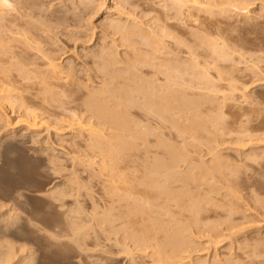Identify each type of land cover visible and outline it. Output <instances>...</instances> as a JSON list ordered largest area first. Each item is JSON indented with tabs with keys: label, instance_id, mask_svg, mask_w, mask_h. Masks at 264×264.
Wrapping results in <instances>:
<instances>
[{
	"label": "bare ground",
	"instance_id": "bare-ground-1",
	"mask_svg": "<svg viewBox=\"0 0 264 264\" xmlns=\"http://www.w3.org/2000/svg\"><path fill=\"white\" fill-rule=\"evenodd\" d=\"M11 1L14 2V7L13 4L10 7ZM46 1L49 2V0ZM46 1L0 0V10L2 8L1 12L5 10V14L2 13L4 16L0 12V264H264V233L247 232L252 227L247 226L252 224L250 217L244 210L246 206L244 207L236 200L238 198L236 193L241 192L231 184L233 178L229 179L232 176L229 174H232L230 172L236 168L234 164L237 163L233 161L232 164L231 160L229 162L228 158L231 157L229 156L227 160V156L224 157L221 152L222 156L218 151L219 148L215 149L216 146L220 147L219 145L207 147L208 152L212 151L213 157L211 153L210 159L211 157L212 159L205 163L204 157H201L204 151L197 148L199 145L195 146L197 143L193 145L197 148L195 150L200 149L199 153L194 151L193 147V150L188 148L191 152H185V149H180L183 146L170 147L176 140L169 139L171 135L169 132L168 138H165L169 139V142L173 141L172 143L160 139V136H164L162 131L166 122L170 125V121L173 129L179 133L178 137L175 134L171 135L172 139L173 137L182 139L194 129H188L194 124L191 123L192 125L188 126L190 124L188 123L186 128L184 125L182 127L180 122L189 120L192 122L194 118L196 120L197 114H203L202 109L201 113H198L203 104L221 100L225 104L216 101V105L218 103L220 106L226 105L228 102L225 101L230 99L228 97L236 94L235 92V94H229L230 91L238 90L237 86H240V83L246 86H243L245 89L242 87L240 92L242 89L249 91L250 86L252 88L253 85L258 86L255 92L258 94L259 101L255 99L258 104L255 103L254 98H251L255 88L250 90L253 94L248 93V97L251 96L250 99L246 94L244 95L246 99H242L246 102L243 104L247 105L246 107L242 105L243 109L252 108L253 110H246L247 113L245 111L244 114L240 108L243 111L242 114L239 110L237 114L231 113L233 118L241 115L244 116L243 121L247 120V125H244L243 121V124L238 123V125L247 126L243 127V130L244 128L246 130L242 132L258 134L256 137L247 134L248 141L245 145L250 144L248 145L250 149L246 150V157L244 156L245 169L239 167V170L243 169L245 175L241 170L240 172L236 169L238 172L235 171L232 181L238 178L237 181H240L241 177L245 179L246 181L242 182L247 184L248 189L243 183L244 186L240 184L241 181L238 183L240 185H234L238 187V190L242 188V185L249 191L248 193H252L257 188L258 195L256 191L249 195L256 198L258 196L259 200H253H258L260 204L257 209L261 210L259 215H262L264 225V66H261L260 60H258L259 66L256 65L257 62L255 65L251 62L249 67L253 64V69L250 68L253 71H249L250 75H247L245 70L247 66H244V71L241 68L237 69L242 59L236 64L235 59L232 61L235 53L230 54V48H226L228 52L224 50L225 48L222 49L225 43L229 42L228 40L219 48L221 45L217 41H211L214 37H211V40L209 38V33L215 27L212 25L217 26L218 19H214L217 10L222 15L232 10L234 12L237 10L236 13L239 11L245 13L246 8L250 9L249 7H254L256 3L260 2L262 5L264 2L261 0H113L116 12L111 14L114 15L113 17L118 16L117 20L109 17L111 22L107 21L109 24L103 27L105 30L98 44L89 50L83 46V51L80 50L81 53L79 52L78 57L74 58L69 53H76L74 50L76 45L73 46L75 53L73 50L57 49L58 42L63 41L60 38L66 36L65 40L69 37L66 41L70 40L72 43L76 36L68 32L69 27L74 22L78 24L79 29L83 25L82 22L85 21L84 24H87V18L81 15L85 13L80 12H85L92 6L103 8L107 0H58L62 2V4L60 2L62 9L58 6L57 9L61 10L60 12L56 10V13L51 12L53 8L47 7ZM48 2L47 5L51 3ZM15 3L19 9H15ZM51 4L54 6L53 2ZM4 7H7V10ZM259 7L261 8L260 5ZM112 8V10L115 9L114 6ZM98 10L95 9V13ZM260 10L261 13L255 15L256 19L257 16L264 17V11ZM6 12L13 16L10 18ZM14 12H17L16 15ZM252 12H250L251 15ZM231 13L233 15V11ZM246 13L243 14L244 18L245 16L248 18ZM70 15L73 17L71 25L68 24L72 20ZM75 17L79 23L74 21ZM252 17L254 18L253 15ZM249 18L247 23L254 20L255 23L253 21L252 25L255 29L258 19L256 24L255 18L250 20ZM213 21L216 22L213 23ZM259 21L264 22L262 19ZM233 23L231 26L234 27L233 32H235L236 27ZM220 25L222 27L223 22ZM74 26L73 28L78 29ZM247 26L245 27L250 28L252 35L260 27L257 26V30L253 32L251 26ZM59 29L63 31L59 32ZM220 29L222 28H219L221 35L223 30ZM96 30L98 31V27ZM83 31L80 32L83 33ZM59 33L63 37H60L58 41ZM94 33H89L91 38H93L92 34L95 35ZM257 33L260 34L259 31ZM263 33L261 35H264ZM232 34L231 32V37ZM80 35L83 36V34ZM244 37L246 40V36ZM228 39L231 40V38ZM243 39L237 38L238 41H244ZM91 41H89L90 44ZM232 41L233 39L231 44ZM234 42V45L230 47L238 50L240 46L236 43V38ZM245 42L240 43L242 48ZM249 43L247 41L248 46L245 43L244 49L246 52L248 50L249 54L256 53L254 55L256 59V55L260 56V51L262 52L260 47H264L263 42L257 44L260 45L259 47L253 45V40L251 48L259 47L258 50L254 48L257 52L249 50L251 45ZM60 45L61 48L65 47ZM234 49L233 51L236 52ZM239 51L240 49L237 51L238 54L236 53L238 56ZM242 52L246 53L244 50ZM252 55L246 53V57L251 56L250 59H253ZM63 56L65 57L62 58ZM246 57L244 54V58ZM220 59L226 63L231 61L232 63L226 64L229 66L236 64L233 65L236 71L231 66L227 67L232 69V72H237L235 77H241L240 80L233 78L235 72L232 74L225 65H222ZM261 62L264 63V59ZM212 64L216 66L215 69ZM210 65L214 74H216L215 71L218 72L219 67L221 68L217 77H214L218 82L209 77L211 76ZM240 65L243 68V64ZM201 68L203 72H200ZM238 73L244 75L237 76ZM245 75H247L246 78ZM247 77H249L248 80ZM242 78L245 81L243 79V82L238 85L237 82ZM220 89L224 93L229 91L228 97L222 94ZM202 91H210L209 95L215 93L216 96L211 95L212 98L208 99L210 96ZM240 94H244V91ZM74 96L76 97L73 98ZM244 97L241 95L239 98ZM224 105L221 108H224ZM252 105L255 107L253 108ZM191 107L194 108L191 109ZM229 109L232 108L229 107ZM212 111L213 115L227 113L219 110L216 114ZM211 113L206 119L203 118L206 116L204 115L203 121L197 117L199 120L194 125L196 128L191 132L192 134L196 131L193 134L197 135L196 139L201 140L203 136L200 133L203 132L202 135H205L204 131H208V134L211 132L213 134L211 137L215 139L217 135L215 133L219 134L221 131L217 132V126L214 127L217 128L214 133L207 128L209 125L206 124L212 120L211 117L214 119ZM14 114L15 118L10 117ZM245 116L248 117L245 118ZM242 119L238 117L234 121L241 122ZM220 122L225 123L221 120ZM15 123L22 126L18 129L16 127L18 125L15 126L16 129L11 128ZM45 126L47 128L42 130L41 128ZM44 131L48 136L43 133ZM41 134L46 136V141L39 140ZM53 134L58 138H65L66 141L67 135L72 137V140H69L72 145L71 142L68 143L69 141L67 145L65 139L60 140L64 141L66 147L72 146L71 149L67 148L68 151H72L61 157L59 152L60 155H56L50 138L53 136L55 139L56 136ZM228 134L230 135V132ZM151 137H158V141L156 138L151 140ZM47 139H51L52 146L48 144ZM220 139L216 138V144ZM238 139L240 137L235 140ZM243 139L240 140L243 142ZM208 140L210 142V138ZM224 140L220 143L225 142ZM165 141L170 145H164ZM201 141L205 140L202 138ZM179 142L177 140V144ZM184 142L187 141L183 140ZM254 143L256 147L253 146ZM152 144H154L153 148ZM139 146L142 147L139 148ZM225 146L223 145V148ZM242 146L244 145H240V148L245 152L246 147L242 148ZM80 148H83L84 154ZM200 151L199 156L204 162L200 158L195 159L198 158L196 153L200 154ZM236 156L239 155L235 154ZM81 157L82 159L89 157V160L100 158L101 162L87 163ZM238 159L240 158L237 157ZM84 162L87 167L89 164L87 171L92 169V172L84 169L86 168ZM93 164L94 168H91ZM95 164L100 166L99 168L103 166L102 169L94 170ZM84 172L88 173L87 177L92 180V184H94L93 181L95 182L94 178L98 177L100 180L102 177L99 185L101 194L90 187L92 186L90 182H84L82 177ZM239 172L245 178L241 175L239 177ZM103 177L107 179L103 180ZM218 183L225 186L224 189L226 187L229 189L230 184L232 185L230 188H234V191L225 189L226 192L220 186L221 190L219 185L217 186ZM95 185L97 186V183ZM84 187H90V189L85 188L84 193L87 189L88 193L94 191L100 194V197H94V192L82 193ZM219 191L221 193L225 191V194H220ZM216 195L219 197H215ZM250 197L247 198L250 199ZM239 199H242V196H239ZM245 201L246 204L250 200ZM254 205L257 206L256 203ZM251 217L253 219V216ZM199 235L202 237L198 238ZM203 237L209 239L211 244L221 238V242L226 241L223 238H228L233 244L230 241L231 245L228 246L230 248L226 250L224 248L222 251L218 249V253L213 250L215 254L211 251L213 254L208 260L207 257L204 259L203 256L196 254L198 249L200 254L204 253H201L200 249L205 244L199 246L197 241V239L202 241ZM219 243L217 245L223 244ZM208 249L210 252V248ZM219 252H223V257L218 256ZM124 253L129 256V258L126 257L127 261L126 259L118 261L116 256L121 257ZM208 254L206 253L207 256ZM127 255L124 254L123 257Z\"/></svg>",
	"mask_w": 264,
	"mask_h": 264
},
{
	"label": "rangeland",
	"instance_id": "rangeland-1",
	"mask_svg": "<svg viewBox=\"0 0 264 264\" xmlns=\"http://www.w3.org/2000/svg\"><path fill=\"white\" fill-rule=\"evenodd\" d=\"M45 1H46V0H45ZM249 1H250V0H249ZM256 1H260V0H256ZM261 1L264 2V0H261ZM47 2H48V1H46V6H47V7L50 6L51 9L53 8V10L51 11L52 13H53V11L56 13V10H58V11L60 12V10L62 9V5H61L62 2H61V1H60V2H61V4H60V2H59L58 0H55V1H53V0H49V2H51V3L53 2L54 6H52V4L49 3V2H48V3L51 4V5H49V4L47 5ZM54 2H57V3H54ZM58 2H59V3H58ZM245 2H246V1H245ZM247 2H248V1H247ZM254 2H255V1H254ZM249 3H250V2H248V4H249ZM252 3H253V2H252ZM259 3H260V2H259ZM259 3H256V4L254 3V4H255L254 7H252V6H251V7L246 6V7H249V8H250V9L246 8L247 11H245V13H246V12L249 13V14L246 13V14L248 15V18L250 17L249 20H250V19H254V18L256 19L255 15H256V14H259V12L261 13V10H260V9H262V10L264 11V9H263L264 6H262L264 3H263L262 5H261V3H260V4H259ZM12 4H13V7H14V2L12 3V1H11V6H10V7H12ZM55 4H56L57 6H56ZM59 4H60V5H59ZM244 4L246 5V3H244ZM15 5H16V6H15V9H16V8L19 9V7H17V4H16V3H15ZM249 5H250V4H249ZM251 5H252V4H251ZM257 5H258V7H257ZM259 5L261 6V8L259 7ZM58 6H59V8H61V9H57ZM63 6H64V4H63ZM113 6L115 7V9H114L115 11L112 10V9H113V8H112ZM7 7H9V6H7ZM7 7H6V8L4 7V8L7 10ZM54 7H55V8H54ZM107 7H108V8H107ZM244 7H245V6H244ZM97 8H99V7H96V6L94 7V6H92V8H91V7L89 8V10H85V12H80V13H85V14H81V15H83V18H87V19H88V20L86 19V21H87V22H86V23H87L86 25L84 24L85 21L82 22L83 25L81 24V25L84 26L85 28H84V27L82 28V26H81V29H79L80 27L77 26V25H78L77 23L74 22V24H73V19H72L73 17H72V15H70L72 20H71L70 23H68V24H69V25L73 24V25H75L74 27L77 26L78 29H77V28H73V25H71V26L69 27V29H68L69 31H68V30H67V31L70 32V33H72V34H74V35L76 36V37H75V40H76V39L78 40V37L82 36V35H80V34H83V36L80 37L79 40H78L79 42L81 41L82 43H81V42L79 43L77 40H76V41L73 40V38H72V40H73L74 42L72 41V43H70V42H71L70 40H68L69 42L66 41L67 39H69V37L66 38V39L64 40V38H65L66 36L63 37V36H61V33H59L60 36L57 35V36H58V41H59V38H60V37H63V38H60V40H63V41H61V42H60V41H59V42L57 41V42L59 43V46H56V48H57V49H63V51H64V49H66V50H73V49H74L73 46L76 45V46H75L76 49H74V50L76 51L77 54L75 53L74 50H73V53H75V54L69 53V54H70L72 57H74V58H75V57L77 58V57H78V56H77L78 53H79V52L81 53V51H83V49H84L83 46H85V48H87V50H89L90 48L93 49V48L98 44V40H99V38H101L102 35H103L102 32H104L103 30H105L103 27H104L105 25L109 24V22H111V19H112V18H114V19H112V20H117V18H118V16H117V17L115 16V17H116V18H115V17H113L114 15H112L113 13L115 14V12H116V5H115V3L113 2V0H107V1H106V6L104 5L103 8L100 6L99 10H98ZM258 8H259V11H258ZM45 9H47V8L45 7ZM63 9H64V8H63ZM95 9L98 10V12L96 11V13H98L97 15H96V13H95ZM110 9H111L112 11H109ZM2 10H3V8H2ZM2 10H0V12H1ZM9 10H10V9H9ZM9 10H8V11H9ZM13 10H14V9H13ZM48 10L50 11L49 8H48ZM248 10H249V11H248ZM250 10H251V11H250ZM256 10H257V13H256ZM15 11H17V10H15ZM49 11H48V13H51V12H49ZM62 11H64V10H62ZM113 11H114V12H113ZM232 11H233V15H232V13H231ZM232 11H231V12L229 11V13L227 12V14H226V13H223V15H222L220 12L218 13V10H217V12H216L217 15H218V14H219V15L221 14L222 17H221V15H220V16H219V15H218V16L216 15V16H215L216 18H214V19H215V20L218 19V20L221 21V22H220V21L217 20V26H218V27L220 26L219 28H222V29H220V30H223V31H222L223 33L221 32V35H220L219 28H218L215 24H213V23H215L216 21H215V22L213 21V23H212V24H213L212 27L215 26V27L213 28V29H214L213 31H214L215 33H214L213 31H212L213 33L210 32V33H209V38H210V40H211V39H212L211 37H214L213 39H216V37H218L217 40H213V39H212L211 41H217L219 45H221V44L223 45L224 42H227V40H228V41H229L228 43H229L230 45H228V43H225V46H226V47L224 46L222 49L225 48L224 50H226V48H228V49L230 48V49H229V50H231V51H230V54L233 55V54L235 53V54H234V57H232V58H233L232 61L235 59L234 62L236 61V62H235L236 64H238V61H239V60L241 61V59H242V62L239 63V64H243V68L241 67L242 65L239 66V64H238V65H237V69L239 70V68H241V69H243V71H244V66H245V67L247 66L246 68H248V69L245 68V70H246L247 73H248L247 75H250V74H249V71H251V70L253 69V64L255 65L256 62H257L256 65L259 66V64L261 63V64H262L261 66H264V65H263L264 63L261 62L262 59H264V56L262 57V54H264V53H262V52H264V51H263L264 47L261 48L260 45H257L258 43H260V42L262 41V42H263L262 45L264 46V38H263L264 35H261L262 32H264V31L261 32V30L264 29V27H263V26H264V22H262V21L260 22V21H259V19H260V20L262 19V20L264 21V19H263L264 17L261 16V17H263V18H261V17H258V16H257L258 24H257V19H256V24H257V25L254 24V25H256V28H255V26H254L255 29H253L252 22H253L254 20H251V21H252L251 23H249V22L247 23V21H248V20H247V19H248L247 16H245L246 21H244V20H245V18H244L245 13H242V12H240V11H239L240 13H239V12L236 13L237 10H236L235 12H234V10H232ZM252 11H253V12L255 11V12H254L255 14H253ZM263 11H262V12H263ZM4 12H5V10H4L3 12H1V15L5 14ZM86 12H87V13H86ZM92 12H94L95 14L92 13ZM107 12H108V13H107ZM109 12H110V13H109ZM250 12H252V15L254 16V18L252 17V15H251ZM2 13H3V14H2ZM10 13H12V12L10 11ZM14 13H15V12H14ZM14 13H13V14H14ZM16 13H17V12H16ZM16 13H15V15H16ZM91 13H92V14H91ZM111 13H112V14H111ZM230 13H231V14H230ZM241 13H242V15L244 14L243 17H242V15H241ZM6 14H7L10 18L13 16V15H12V16L9 15L8 12H6ZM93 14H94L95 16H93ZM105 14H106V15H105ZM234 14H236V15H234ZM263 14H264V12H263ZM1 15H0V17H1ZM15 15H14V16H15ZM85 15H86V16H89V17H90V15H91V18L86 17ZM107 15H109V16L107 17ZM226 15H227V18H229V19L226 18ZM228 15H229V16H228ZM3 16H4V15H3ZM8 16H5V17L8 18ZM224 16H225V18H224ZM230 16H232V18H231ZM237 16H238V17H237ZM103 17H105V18H103ZM109 17H110L111 19H110ZM236 17H237V18H236ZM251 17H252V18H251ZM106 18H107V20H106ZM108 18H109V19H108ZM239 18H240V19H239ZM8 19H9V18H8ZM75 19H77L76 17L74 18V21H76V22L78 21V23H79V20H75ZM78 19H79V18H78ZM89 19H90V20H89ZM233 19H234V20H233ZM241 19H243V21L246 22V23H245V26H247L248 24L251 26L253 32H254V30L256 31L257 28L260 26V27H259L260 29L258 28V31H259L260 34L258 35V33H257L258 31H256V32H254V33L252 32V33L254 34V35H252L251 32H250V31H251L250 28H246V27L244 26V22H243ZM84 20H85V19H84ZM226 20H227V21H226ZM91 21H93V22H91ZM102 21H103V22H102ZM104 21H105L106 23H105ZM107 21H109V22L107 23ZM231 21H232V22H231ZM71 22H72V23H71ZM219 22H220L221 24H222V22H223L222 27H221V25H220ZM227 22H228V23H227ZM230 22H231V23H230ZM233 22H234L235 24H234ZM237 22H238V23H237ZM242 22H243V23H242ZM218 23H219V25H218ZM224 23H225V24H224ZM232 23H233L234 26L236 27L235 32H233V31H234V30H233L234 27L231 26ZM236 23H237V24H236ZM254 23H255V21H254ZM259 23H260V24H259ZM90 24H91V25H90ZM95 24H96V25H95ZM100 24H101V25H100ZM246 24H247V25H246ZM88 25H89V26H88ZM237 25H238V26H237ZM249 25H248V26H249ZM261 25H262V26H261ZM93 26H97V27H98V31H97V30L95 31V29H96L97 27L95 28V27H93ZM228 26H229V27H228ZM248 26H247V27H248ZM250 26H249V27H250ZM257 26H258V27H257ZM216 27H217V31H216ZM230 27H231V29H230ZM262 27H263V28H262ZM71 28L76 29V30L73 31V29H71ZM100 28H102V29H100ZM204 28H207V27H204ZM209 28H210V27H209ZM244 28H245V31H244ZM210 29H211V28H210ZM210 29H209V31H210ZM227 29H228V32H227ZM246 29H247V31H246ZM59 30H60V31H59ZM59 30H58L59 32H62V31H63L62 29H59ZM81 30H82V31L84 30L83 33L80 32ZM93 30L95 31V33H94ZM100 30H101V31H100ZM206 30H208V28H207ZM211 30H212V29H211ZM225 30H226V31H225ZM229 30H230V31H229ZM236 30H237V31H236ZM56 31H57V30H56ZM224 31H225V32H224ZM77 32H79V33H77ZM84 32H85L86 34H85ZM88 32H89L90 34H91V32L95 34V35H93V34L91 35V36H93V38L90 37V34H89ZM204 32H205V31H204ZM204 32H202V34H203ZM216 32H219V33H216ZM231 32L233 33V34H232V37H231ZM57 33H58V32H57ZM87 33H88V34H87ZM96 33H98V34H96ZM211 33H212V34H211ZM225 33H226V34H225ZM245 33H246V34H245ZM249 33H250V34H249ZM255 33H257V34H255ZM84 34H85L86 36H85ZM206 34H208L207 31H206ZM206 34L204 33V35H206ZM210 34H211L212 36H211ZM216 34H217V36H216ZM263 34H264V33H263ZM88 35H89V38H88ZM214 35H215V36H214ZM218 35H220L221 37H227V36H228V37L225 38V39H224V38H221V39H220V38H219L220 36H218ZM233 35H235V36L233 37ZM255 35L259 36V37H260V40H259V37L255 36ZM95 36H96L97 38H96ZM207 36H208V35H207ZM229 36H230V37H229ZM239 36H240V37H239ZM244 36H246V40H245V37H244ZM261 36H262V38H261ZM243 37H244V39H243ZM248 37H249V38H248ZM256 37H257V38H256ZM81 38H82V40H81ZM84 38H85L86 40H85ZM87 38H88V39H87ZM228 38H231V40L233 39L232 44H233V42H234V39L236 38V43H239L238 46H240V48H239V47H238V48L236 47L238 50L240 49V51H239V56L236 55V53L238 54V52H237L238 50H236V49L233 48L234 50H236V52H235V51H233V49L231 48V47H232V44L230 43L231 40L228 39ZM237 38H242L244 41H246V42H245L246 44H247V41H249V42H250L249 44H251V45H249L250 49H249V47H247L249 50L252 49L251 47H252L253 40H254V44H253V45H257V46H259V47H260V50L262 49V52L259 50V51H260V56H257V55H256V59H254V58H255L254 55H255L256 53H255L254 55H252L253 53H252V54H249L250 52H249L248 50H247V52H246V50L244 49V47L246 46L245 43H243L245 46L243 45V48L241 47V46H242L241 44H242V42H244V41H238L239 39L237 40ZM255 38H256V39H255ZM70 39H71V38H70ZM247 39H249V40H247ZM83 40H84V41H83ZM91 40H92V41H91ZM94 40H95V41H94ZM240 40H241V39H240ZM257 40H259V42H258V43H255V41L257 42ZM89 41H91V44H90ZM96 41H97V42H96ZM237 41H238V42H237ZM251 41H252V43H251ZM66 42H67V43H66ZM75 42H77V44H76ZM83 42H85L84 45H83ZM69 43H70L71 45H69ZM214 43H215V42H214ZM240 43H241V44H240ZM60 44H62V45L65 46V47L61 48V47H60V46H61ZM74 44H75V45H74ZM85 44H86V45H85ZM87 44H88V45H87ZM94 44H95V45H94ZM234 44H235V42H234ZM234 44H233V45H234ZM260 44H261V43H260ZM57 45H58V44H57ZM91 45H92L93 47H92ZM222 45L219 46V48H221ZM227 45H228V47H227ZM66 46H68V47H66ZM81 46H82V47H81ZM230 46H231V47H230ZM235 46H237V44H235ZM247 46H248V44H247ZM45 47H46V46H45ZM259 47H255V46H254L253 49L251 50V52H253V51H254V52H255V51L257 52V50L259 49ZM68 48H69V49H68ZM81 48H82V49H81ZM247 48H246V49H247ZM254 48H257V50L254 49ZM45 49H47V47H46ZM78 49H79V51H77ZM80 50H81V51H80ZM229 50H228V51H229ZM242 50H244L248 55H252L253 59H250L251 56H250V58H249L248 56L246 57V53H243V52L241 53ZM226 51H227V50H226ZM228 51H227V52H228ZM232 51H233V52H232ZM231 52H232V53H231ZM261 53H262V54H261ZM69 54H68V55H69ZM244 54H245V57H246L247 59L244 58ZM258 54H259V53H258ZM58 55H59V54H58ZM75 55H76V56H75ZM80 55H81V54H79V56H80ZM235 55L238 56V57H236ZM241 55H242L243 57H241ZM59 56H62V54L59 55ZM66 56H67V55H66ZM64 57H65V56H63L62 58H64ZM258 57H259V58H262V59H259ZM216 58H219V57L216 56ZM237 58H238V60H237ZM78 59H79V58H78ZM245 59H246V60H245ZM201 60H202V59H201ZM256 60H257V61H256ZM258 60H260V63H259V64H258V62H259ZM62 61H63V59L60 60V63H61ZM210 61H211V60H210ZM219 61H221V62L223 63V64H222L221 62H219L220 64L225 65L226 67L229 66L230 63H232L231 61H230V63L227 62V63H229V64L226 65L227 63H226V62H223V60L220 59ZM243 62H244V63H243ZM251 62H254V63L251 65L252 67H249L250 64H251ZM248 63H249V64H248ZM236 64H232V65H230V66L233 68V67H234L233 65H236ZM244 64H245V65H244ZM247 64H248V65H247ZM230 66H229V67H230ZM238 66H239V67H238ZM206 67H207V66H206ZM209 67L211 68L210 71L212 72V73L210 72V75H211V76H209V77H212L213 80L215 79L214 81H216V78H214V77H217V74H218L219 71H221V70H220L221 68L219 67V70L216 69L218 72L215 71L216 74H214V73H213L214 70L212 69V67L215 69L216 66L214 67V65L212 64V67H211V65H210ZM229 67H227L228 70H229L230 72H232V71H231L232 69L230 70ZM250 68H252V69L250 70ZM235 69H236V68H233V70H235ZM241 69H240V70H241ZM201 70H202V71H201ZM201 70H200V72H203V68H201ZM212 70H213V71H212ZM235 71H236V70H235ZM235 71H234V72H235ZM246 71H245V72H246ZM252 71H253V70H252ZM234 72H232V74H233ZM238 72H240V71H238ZM241 72H242V71H241ZM245 72H243V73H245ZM236 73H237V72H235V73L233 74V78L235 77ZM243 73H241L240 75H239V73H238L237 76H242ZM250 73H251V72H250ZM139 75L141 76V74H139ZM212 75H213V76H212ZM243 75H244V74H243ZM247 75H245V78H246ZM239 78H241V77H235V80H237V79L240 80ZM248 78H249V77H247V80H248ZM243 79H244V78H242L241 81H238V82L235 81V83L237 82L238 85H239L240 82H243ZM244 81H245V79H244ZM216 82H218V80H217ZM237 83H236V84H237ZM234 85H235V84H234ZM236 86H237V85H236ZM243 86H244V84H243V83H240V86H237V87L239 88L238 90H236V91H230L229 94H235V93L237 94V95L235 94V96H234V95H232V96L230 95L232 98H231L230 96L228 97V95H229L228 92H229V91L224 93V91H222V89H220V90H221L220 92H221L222 94L224 93L225 95H227L228 98L231 99L230 102H229L230 99H228V100L225 101V102H228V103H226V105H224V104H225L224 101L222 102L221 100H220V101H219V100H214V101H212V102H210V103L207 102V103L203 104V106H202L201 108L199 107L200 109H199L198 113H201V109L204 111V112L202 111L203 114H197V117H198V118L200 117L199 119H201L202 121H203L202 117H203L204 115H206V116L203 117L204 119L210 117V113H211L212 110H213L212 112H214V113H216V114H217V111H218V113H219V110H220V112H222V111H223V112H227V113H224V115H223L222 113H221V114L219 113L220 115L217 114L218 116L215 115V114L213 115V114L211 113V114H212L211 116H214V119H213V117H211L212 120L210 119V120H211L210 122H209V119H208L207 121L209 122V124H206L205 122L200 121V122L203 123V124L205 123L207 126L209 125V127H207V128H210L211 130H213V133H214V131H215L217 128H218V129H217V132H218V130H219V131L221 130V131L219 132V134H218V133H215V134H217V135L214 137L215 139H213V138L211 137V136L213 135L211 132H209L210 134H208V131H207V130H209V129L206 130L207 132L204 131V134H205V135H202L203 132H202V134L200 133V135L203 136L202 138L205 140L204 142L201 141L202 138H201V140H200V138H199V139H196V138H198L196 134H195L196 136L193 135L196 131H195L194 133L191 134V132H193V131L195 130V128H196V127H194V125L197 123V120H199L197 117H196V120H195V118H194V120H193V118H192V120H193V121L191 120L192 122H190V120H189V121H184V122L181 121V122H180V123L182 124L181 126L183 127V125H184L186 128H187V124H188V123H190L188 126L192 125L191 123L194 124V125H192V126H190V127L188 128V129H190V130L194 128V129L191 130L189 133H187V135H188L191 139H190L188 136H185L186 134L184 135V136H185L184 138L182 137V139H181V138L176 139V137H175V138L173 137V139H172L173 134L177 135V137H178V136H179V133H178V131H177L176 129H173L172 124L170 123V121H169V124H170V125H167V124H168L167 122H166L165 125H164V129H163V130H164L165 132H164V131H162L163 133L161 132L162 134H164V136L161 134V135H162V137H161L160 134H159L158 137L160 136V139H161V140H167L165 137L168 138V134L170 133L172 136L169 135V139H171V140H174V139H175V140H176V142H174V143H172L173 141L169 142V141H170L169 139L167 140V142L172 143L171 145H173V146H170V147H174V148H175V145L178 146V147L183 146V147H186L187 149L190 147V148H191V149L189 148L190 150H193V149H194V151H196V152H197L198 150L201 149L202 152L204 151V154L202 153V156H201V157H204V161H205V163H206V161L208 162L209 160H211L212 157H213V153H212V151H211V152H208V151H207V150H208L207 147L210 148V147L213 146V145H214V146L219 145L220 147L216 146L217 148L215 147V149L217 150V149L219 148L220 150L218 149V151H220V154H221V152H222V154H224V157L227 156L226 159L230 156L231 158H228V159H229V162L232 161V164H233V161H235V163H237V164H234V166H235L236 168H235L233 171L231 170V172H230V173H232V174H229V176L232 175V176H230L229 179L231 180V178H233L232 180H234V177H233V176L235 175L236 172H238V171H236V169L239 170V167H241V168H244V167H245V166H244V165H245V157H246V154H247V153H246V150H247V149H250V146L248 147V145H250V144H248L247 146L245 145L246 141H248V139H247L248 135H249V136L252 135L253 137H254V135H255V137H256V135H258V134L255 133V132H254L255 134H254V133H250V132L247 133L246 131H245L246 133L242 132V131L246 130L245 128H244V130H243V127H247V126H243L242 124H243V122H245V123H244V125H245V124L247 123V122H246L247 120L245 119V120L243 121L242 118H244V116L242 117L240 114H239L240 116H236V114H237L236 112H238V110H239V112H241V114H242L243 111H244V114H245V111L248 110V109H246V108H245V110L243 109L244 107L247 106V105H245L246 102L243 101L244 99H246V96L244 97L245 94H246L247 97H248V96H249L248 93L253 94V92H254V95H252V97H251V96H250V97H251L252 99L254 98V100H255V99H256V100L258 99V94H255L256 90H258V89H257L258 86L254 87L255 85H253V88H252V86H250L251 88L249 89V91L255 88V90H253V92H252V91L249 92V91H245V90H243V89H245L244 87H246V86H244V87H243ZM242 87H243L242 90L244 91V94H240L241 92H243L242 90H241V92H240V89H241ZM237 91L240 92V93L238 94ZM202 92H204V91H202ZM209 92H210V91H205L204 93L208 96V95H209V94H208ZM220 92H219V93H220ZM234 92H235V93H234ZM245 92H247V93H245ZM251 92H252V93H251ZM221 93H220V94H221ZM214 94H215V93H212L211 95L213 96ZM220 94H218V95H220ZM211 95H209L210 97H208V99H209V98H212ZM238 95H239V96H238ZM241 95H243L244 98H239ZM214 96H216V95H214ZM233 96H234V97H233ZM253 96H255L256 98L253 97ZM75 97H76V96H74L73 98H75ZM220 97H221V95H220ZM250 97H248V98L250 99ZM233 98H234V100H232ZM65 99H66V98H65ZM242 99H243V100H242ZM238 100H239V101H238ZM254 100H253V101H254ZM256 100H255V103H257V102L259 101V100H257V102H256ZM216 101H219L220 104L224 103V104H223V105H224V108H221L223 105L220 106L219 103L217 104V105H218V107H217V105H216ZM246 101L248 102V100H246ZM244 102H245V104H243ZM249 103H250V104L252 103L251 100L249 101ZM257 104H258V103H257ZM54 105H55V104H54ZM228 105H229V106H228ZM242 105H243L244 107H243ZM253 105H255V104L253 103ZM253 105H252V107L254 108L255 106H253ZM56 106H57V104H56ZM248 106H249V104H248ZM256 106H257V105H256ZM229 107H231L232 109H229ZM193 108H194V107H191V109H193ZM206 108H207V110H206ZM208 108H209V109H208ZM218 108H219V110H217ZM240 108H242L243 111H241ZM247 108H248V107H247ZM250 108H251V105H250ZM256 108L258 109V107H256ZM256 108H255V111H257ZM222 109H223V110H222ZM251 109H252V108H251ZM251 109H250V110H251ZM136 110H138V109H136ZM209 110H210V111H209ZM236 110H237V111H236ZM250 110H248V111H250ZM252 110H253V109H252ZM134 111H135V110H134ZM206 112L209 113L208 116H207V113H206ZM229 112H230V113H229ZM136 113H137V111H136ZM139 113H140V112H139ZM231 113H236V114H235L236 117L233 118V116H232L233 114L231 115ZM246 113H247V111H246ZM198 115H200V116H198ZM13 116H14V117H13ZM13 116L11 115L10 117L15 118V114H14ZM215 116H216V117H215ZM16 117H17V116H16ZM193 117H194V116H193ZM238 117H241V119H242L241 122H240V121H238V122H237V121H234V120H237ZM247 117H248V116H247ZM247 117L245 116V118H247ZM12 118H11V119H12ZM236 118H237V119H236ZM215 119H216V120H215ZM253 119H255V118H253ZM13 120H15V119H13ZM220 120H221V121H224V122L227 123V124H225V123L223 124L222 122H220ZM239 120H240V118H239ZM205 121H206V120H205ZM207 121H206V122H207ZM215 121H216L217 123H218V121H219L221 124H220V123L217 124ZM242 121H243V122H242ZM15 122H16V121H15ZM198 122H199V121H198ZM235 122H236V123H235ZM18 123H19V122H18ZM214 123H216V124H214ZM234 123H235V124H234ZM238 123H242V124H239V125H238ZM20 124H21V123H20ZM219 124H220V125H219ZM254 124H256V123H254ZM254 124H253L252 126H254ZM16 125H18V124L15 123V125L11 126V128H12V127L15 128ZM241 125H242V126H241ZM246 125H247V124H246ZM20 126H22V124L16 126L17 129H18V127L20 128ZM168 126H169V127H168ZM216 126H217V128L215 129L214 127H216ZM238 126H239V127H238ZM220 127H221V128H220ZM222 127H223V128H222ZM45 128H47V127L45 126V127L41 128V129L43 130V129H45ZM226 128H228V129H226ZM15 129H16V128H15ZM188 129H187V130H188ZM222 129H223V130H222ZM238 129H239V130L241 129V131H239ZM228 130H230V131H228ZM236 130H237L238 132H237ZM209 131H210V130H209ZM168 132H169V133H168ZM229 132H230V135L228 134ZM43 133H45V131H44ZM159 133H160V132H159ZM167 133H168V134H167ZM223 133H225V134H227V135H229V136H228V137H224V136H227V135H225V134L223 135ZM243 133H244V134H243ZM197 134H198V132H197ZM206 134H207V135H210V136H207ZM211 134H212V135H211ZM221 134H222V136H221ZM242 134H243L245 137H244ZM247 134H248V135H247ZM45 135L48 136L47 133H45ZM53 135H54V134H53ZM62 135H64V134H62ZM175 135H174V136H175ZM190 135H191V136H190ZM192 135H193L195 138L192 137ZM46 136H44V135L42 136V134H41L39 140H40V141H41V140H42V141H44V140L46 141V138H45ZM54 136H56V135H54ZM67 136H68L67 141H66L65 138H62V137H61V138H62V139H61V138H58V137L56 136V137L59 139V140L57 139L58 142H56V143H55V141H57V140H56V137H55V139H54L53 136H52V137L50 136V138H51L52 140H51V139H47V142H48L49 145H51L52 142H53L52 145H53V148H55V150H56L55 153H56V155L60 153V154H61V155L59 154L60 157H61L62 155H64V154L70 153V152L72 151V150H69V151H68L67 148H68L69 146L66 147V146L68 145V143L71 142V141H69V140H70V139L72 140V137H70L69 135H67ZM67 136H66V137H67ZM205 136L208 137V138H210V142H211V143L209 142L208 138H206ZM217 136H221V137H217ZM246 136H247V137H246ZM158 137H157V138H158ZM199 137H200V136H199ZM223 137H224V138H223ZM238 137H240V139H243V138H244V139H243V142H242L240 139H238V140H240V142H239L238 140L236 141L235 139L238 138ZM47 138H49V137H47ZM152 138H153V137H151V140H154V138H156V137H154L153 139H152ZM157 138H156V140L158 141ZM163 138H165V139H163ZM188 138H189V140H188ZM216 138H217V139L222 138L223 140L226 139V141L224 140L226 143H225V142H221V143H220V141H223V140L220 139L219 143L216 144V142H215ZM63 139H65V142H66L67 145L64 143V141H62V142L60 141V140H63ZM192 139H194V140H192ZM245 139H247V140H245ZM50 140H51L52 142H51ZM126 140H127V139H126ZM177 140H178V142L180 141L178 144H177ZM183 140H185V141H187V142H186V143H185V142L183 143ZM227 140H228V141H227ZM232 140H233V141H232ZM244 140H245V141H244ZM59 141H60V142H59ZM68 141H69V142H68ZM113 141H114V140H113ZM159 141H160V140H159ZM181 141H182V142H181ZM206 141H208V142H206ZM212 141H213V142H212ZM229 141H230V143L227 144V142H229ZM234 141H235L237 144H236ZM67 142H68V143H67ZM154 142H155V141H154ZM165 142H166V141H165ZM165 142H164V145L167 144V142H166V143H165ZM231 142H232V143H231ZM233 142H234V143H233ZM50 143H51V144H50ZM61 143H62V144H61ZM169 143H168V144H169ZM175 143H176V144H175ZM195 143H197V144L195 145ZM209 143H210L211 145H209ZM222 143H223L224 146H225V144H226V146H225L224 148H223ZM54 144H56V145H58V146H61L63 149H62V148H61L62 150L59 149L60 147L55 146ZM70 144L72 145V142H71ZM168 144H167V146H168ZM193 144H194L195 146H198V145H199L197 148H200V149L195 150V149H197V148H195ZM232 144H233V145H232ZM238 144H239V145H238ZM52 145H51V146H52ZM65 145H66V146H65ZM141 145H142V144H141ZM169 145H170V144H169ZM221 145H222V146H221ZM230 145H231V147H230ZM234 145H235V146H234ZM240 145H244V146H242V148H243V147H244V148L246 147L245 152H244L243 149L240 148ZM54 146H55V147H54ZM209 146H210V147H209ZM253 146L256 147L255 143H254ZM56 147L58 148V150H57ZM70 147H72V146H70ZM70 147H69V148H70ZM129 147H130V146H129ZM141 147H142V146H141ZM141 147L139 146V148H141ZM151 147L153 148V147H154V144H152ZM157 147H158V146H157ZM157 147H156L155 149H157ZM183 147H180V149H181V148H182L181 150L185 149V152H191V151H189V149L187 150L186 148H183ZM192 147H193V149H192ZM251 147H252V146H251ZM221 148H222V149H221ZM226 148H228V149H226ZM70 149H71V148H70ZM73 149H76V148H73ZM82 149H83V148H82ZM82 149L80 148V151H81V152L83 151ZM204 149H205L209 154H207V152H206ZM229 149H230V151H229ZM232 149H233V150H232ZM63 150H67V151H63ZM84 150H85V149H84ZM221 150H222V151H221ZM242 150H243V151H242ZM85 151H86V150H85ZM201 151H200V154H198L199 151H198V153L195 152L196 155H198V156H197L198 158H195V159H199V158H200L199 155H201ZM228 151H229V153H228ZM234 151H235V152H238V153H235ZM240 151H242L241 154H240ZM58 152H59V153H58ZM62 152H63V153H62ZM205 152H206V153H205ZM224 152H225V153H224ZM82 153H83V152H82ZM192 153H193V152H192ZM211 153H212V154H211ZM227 153H228L229 155H228ZM244 153H245V155H244ZM83 154H84V153H83ZM85 154H86V153H85ZM193 154H194V153H193ZM210 154L212 155L211 159H210ZM222 154H221V155H222ZM233 154H234V155H233ZM235 154H236V155H239V156H236V157H235ZM206 155H207V156L209 155L208 158H206V157H207ZM242 155H243L244 160H242V159H243V158H242ZM81 156L84 157V155H82V154H81ZM205 156H206V157H205ZM222 156H223V155H222ZM244 156H245V157H244ZM82 157H81V159H82ZM194 157H195V154H194ZM237 157H239L240 159L237 160ZM85 158H86V159L83 158L82 160H83V161L86 160L87 163H92V162H94V161H95L94 163H96V162H98V163L101 162L100 158H98V159H95V158H94L95 160H93V159L91 158V159H92V160L90 159L91 161L88 159L89 157H85ZM241 158H242V159H241ZM200 159L203 161L202 158H200ZM228 159H227V160H228ZM233 159H234V160H233ZM201 160H200V161H201ZM227 160H226V161H227ZM230 160H231V161H230ZM241 160H242L243 162H242ZM202 161H201V163H202ZM204 161H203V162H204ZM236 161H239V162H236ZM240 162H241L242 164H240ZM87 163H86V164H87ZM98 163H97V164H98ZM100 165H101V164H100ZM241 165H243V167H242ZM253 165H254V164H253ZM84 166L86 167V168H84V169L87 171V168H89V164H88V167H87V166L85 165V162H84ZM95 167H96V169H94V170H97V168H98V170H99V169H102L103 166H102L101 168H99L100 166H97V165L95 164ZM91 168H94V164L91 166ZM106 169H107V168H106ZM244 169H245V168H244ZM240 170H241V169H240ZM240 170H239V171H240ZM89 171L92 172V169H90V170L88 169L87 172H89ZM235 171H236V172H235ZM241 171H242L243 174L245 175V172L243 171V169H242ZM241 171H240V172H241ZM240 172H239V174L237 173L238 176L241 175ZM83 174H84V175H83ZM83 174H82V177H83V179H84V182H85V183H87V182L89 183V182H90L89 184L92 185V186H90V187H91V188H94L93 190H94L95 192H100V194H101V190H100L101 186H99V185H100V183L102 182V177H101L100 180H98V177L96 178L97 180H96L95 178L93 179V180H95V182L98 181V182H96V183H97V186H96V185H95L96 183L93 181L94 184H92V180H91L90 178L87 177V176H88V173H85V172H84ZM85 174H87V175H85ZM233 174H234V175H233ZM243 174H242L241 176H244ZM84 176H85V177H84ZM86 177H87V178H86ZM239 177H240V176H239ZM104 178H106V177H103V180H104ZM236 178H238V177H236ZM244 178H245V176H244ZM106 179H107V178H106ZM241 179H243V178L241 177ZM241 179H240L241 182H240V181H237V180H239V178H238L237 180H235L234 182L231 180V184H233L234 188L237 189V191L241 192V193H238V194H237L236 192H234V193H236V195H237L238 198H239V196H240V197L242 196V199H239V200H238V198H237L236 196H234V197L237 198L236 200H237L238 202H241L240 204H243L244 207L246 206L244 210L246 211V214L250 217V220H251L250 222L252 223V224L249 223L250 225H247L248 227H249V226H252V227H251V229L247 227V228L250 229V230H249V231L246 230V231H247L248 233H261V234H263V233H264V228H263L264 225H263V223H262V222H263V217H262L261 214H260L261 216L259 215V213H260L259 211H261V210L257 209L258 206H260V204H258V202H257V201L259 200V199H258V196H257V198H256V197H250V195H251L253 192L255 193V191H256V194H257V195H258L259 192L256 190L257 188H256L255 190H253V189L251 188V189L253 190L252 193H251V192L248 193L249 191H247V189H248L247 186H246L247 184H244V182H242V181H244L245 179H243V180H241ZM85 180H86V181H85ZM236 181H237V183H236ZM245 181H246V180H245ZM232 182H233V183H232ZM239 182H240V184L243 183V184L246 186L247 189H245V187L243 188V186H244L243 184H242L243 186L241 185L242 188L239 187V188H241V189H244L245 191H243V190L241 191V189L238 190V187L235 186L236 184H237V186L240 185V184H238ZM98 183H99V184H98ZM222 183H223V185H226V184H224V182H222ZM89 184H87V185H89ZM234 184H235V185H234ZM218 185H219V186H218ZM227 185H228V184H227ZM85 186H86V185H85ZM98 186H99V188H98ZM217 186L220 187V186H222V184H221V183H220V184L218 183ZM230 186H232V185L229 184V185H228V188H229V189H227V187H226L225 189H227V191H228V190H232V191H234V188L232 187L233 189H231ZM90 187H88V188H87V187H84L83 190H82V193H84L83 191H84L85 188L90 189ZM224 187H225V186H224ZM224 187L222 186L223 190H225ZM222 188L220 187L221 190H222ZM254 188H255V187H254ZM87 189H86L87 192L85 191L84 194L88 193V190H87ZM96 190H99V191H96ZM249 190H250V189H249ZM94 191H89V193H90V192L93 193ZM225 191H226V190H225ZM225 191H223V193H221V192L219 191V193H220V194H225ZM227 191H226V192H227ZM235 191H236V190H235ZM250 191H251V190H250ZM95 192H94V194H95L94 197L97 196L96 198H99V197H100V194H96ZM257 192H258V193H257ZM89 193H88V194H89ZM228 193H229V192H228ZM244 193H245V194H244ZM254 193H253V194H254ZM94 194H93V195H94ZM230 194H231V193H230ZM232 194H233V192H232ZM249 194H250V195H249ZM90 195H92V194H90ZM93 195H92V196H93ZM234 195H235V194H234ZM238 195H239V196H238ZM215 197H219V196L216 195ZM243 197H245V198H243ZM247 197H250V199L247 198ZM259 198H260V197H259ZM244 199L247 200V202H248L249 200H250L251 202L249 201L250 203L248 202V203H246V204H247V205H246V204H245L246 201H245ZM253 199H258V200H255V201H254ZM252 200H253V201H252ZM251 203H254V204L256 203V205H257V204H258V205L255 207V205H254V204H251ZM249 204H250V205H249ZM248 205H249V206H248ZM252 205H253V206H252ZM247 206H248V207H247ZM251 206H252V207H251ZM252 208H253V209H252ZM259 208H260V207H259ZM248 209L251 210V211H249ZM254 209H255V211H254ZM247 210H248V211H247ZM252 211H253V212H252ZM247 212H248V213H247ZM249 214H250V215H249ZM251 216H253V219H251V218H252ZM254 218H256V220H255ZM260 218H262V219H260ZM254 220H255V221H254ZM259 220H260V221H259ZM261 223H262V225H261ZM246 224H247V223H246ZM253 224H254V225H253ZM255 225H257V226L255 227ZM253 226H254V227H253ZM259 226H261V227H259ZM258 227H259V228H258ZM247 228H246V229H247ZM260 228H261V229H260ZM255 230H256V231H255ZM197 237H198V238H199V237L201 238L202 236L199 235V236H197ZM203 238H204V237H203ZM203 238L201 239L202 241H199L200 239H197V241H198L199 246H200V245L203 246V245H202L203 243L205 244L206 247L204 246V247H205L204 250H203L204 247H202V248L200 247V248H201V249H200V250H201V253H202V252H204V253L200 254L199 249H198L199 247H197V249H198L197 251H198V253H199L200 255H199L198 253H196L197 251H196L195 253H196L198 256H201V257L203 256L204 259H205V257H207L206 259H208V258L211 256V254H213L214 252H217V253H218V251H222V250H224V248H225V250H226V248L229 249L230 247H228V246L231 245V244H233V242L230 240V241L232 242V243H231V242L228 240V238H223V239H226V241H222V242H221L222 238H221V240H220V239L217 240V241H220L221 243L215 241L216 245H215V243H212V244L209 243L210 241H209V239L207 240L206 237H205L204 239H203ZM205 241H206V242H205ZM199 242H201V243H199ZM206 243H207V245L209 244L210 246H207ZM217 243H219V244H222V243H223V244H222V245H217ZM230 243H231V244H230ZM211 245H212L213 247H212ZM197 246H198V245H197ZM207 247L210 248V252H208L209 249H208ZM214 247H215V248H214ZM213 248H214V249H213ZM216 248H217V249H216ZM206 249H207V250H206ZM218 249H219V250H218ZM202 250H203V251H202ZM213 250H214V252H213ZM215 250H216V251H215ZM217 250H218V251H217ZM206 251H207V252H206ZM211 251H212L213 253H212ZM224 252H225V251H224ZM206 253H207V254L209 253L208 256L206 255ZM222 253H223V252H219V255H218V256H219V257H220V255L222 256V255H223ZM124 254L127 255L126 253H124ZM124 254H123V255H124ZM214 254H215V253H214ZM123 255H121V257L118 256V258H117V256H116V259H117L118 261H125L124 259H126V261H127V258H129V256L127 255V256L123 257ZM197 255H195V256H197ZM126 257H127V258H126ZM222 257H223V256H222ZM113 258H114V257H113ZM220 259H221V258H220ZM208 260H209V259H208Z\"/></svg>",
	"mask_w": 264,
	"mask_h": 264
}]
</instances>
